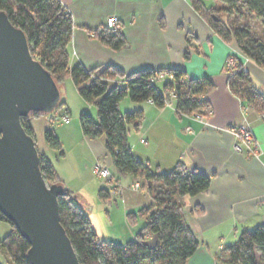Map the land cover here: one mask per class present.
Wrapping results in <instances>:
<instances>
[{
    "label": "trees",
    "instance_id": "1",
    "mask_svg": "<svg viewBox=\"0 0 264 264\" xmlns=\"http://www.w3.org/2000/svg\"><path fill=\"white\" fill-rule=\"evenodd\" d=\"M217 1L227 7L217 6ZM190 2L223 40L236 42L246 57L264 68V38L260 33L240 25L239 17H231L234 11L239 14L247 11L264 26V0ZM1 10L8 14L14 25L25 31L32 54L51 71L56 82L60 85L71 78L84 100L96 107L97 117L88 112L79 116L84 135L91 139L104 137L107 154L116 172L140 180L141 190H146L152 197L151 203L127 214L131 223L143 219L133 238L126 243L101 239L85 210L84 196L66 187L54 162L39 150L41 170L46 180L65 187L64 193L59 196L60 218L80 263L187 264L200 242L185 218V197L207 191L211 177L190 170L183 162H178L168 172H161L137 158L128 137L131 129H140L145 111L142 108L122 111L120 104L126 97L138 104L152 99L157 107L164 108L174 94L173 101L179 114L207 115L211 111L207 96L215 89V82L206 76L191 77L182 68H145L126 73L112 64L93 68H87L82 63L71 65L68 47L73 38L74 23L72 15L60 0H0ZM92 35L114 50H120L127 44L122 31L114 32L107 27L93 31ZM188 40L192 41L190 37ZM185 56H188L187 53ZM229 60H233V66L229 67L226 62L225 72L231 91L245 105L264 116V92L254 84L239 57L229 55ZM160 73H172L173 79L153 82L151 78ZM59 109H63V115L69 114L63 98L58 107L45 116H53ZM31 116L44 115L33 113ZM22 123L35 138L28 118H23ZM45 139L49 148L58 152V158L64 157L62 142L53 128L45 131ZM114 180L117 179L114 177ZM100 195L110 198L105 189L100 190ZM0 221L11 224L10 231L0 236V251L5 256V259L0 257V264H30L27 257L29 242L1 210ZM152 236L156 237L155 243L151 242ZM227 251L228 258L224 259L222 255L221 262L264 264V224L243 230L238 240L227 246ZM257 251L261 253V258H258Z\"/></svg>",
    "mask_w": 264,
    "mask_h": 264
},
{
    "label": "crops",
    "instance_id": "2",
    "mask_svg": "<svg viewBox=\"0 0 264 264\" xmlns=\"http://www.w3.org/2000/svg\"><path fill=\"white\" fill-rule=\"evenodd\" d=\"M60 1L74 23L68 47L71 65L82 63L93 68L112 64L126 73L145 68H182L191 77L206 76L215 82V89L207 96L211 102L207 115L179 114L174 101L164 108L150 101L136 104V108L145 111V118L138 131L131 129L136 133L128 139L134 155L154 169L168 172L183 162L190 170L211 177L207 191L185 197V218L200 242L187 264H230L221 262L219 257L228 258L227 246L235 243L243 230L264 224V116L231 91L225 64L229 55L239 57L254 84L263 92L264 68L246 57L236 42L223 40L190 0ZM111 16L121 21V31L127 41L120 50L106 46L92 35L93 31L106 27ZM45 118L47 128L51 119ZM28 120L36 133L35 122L39 117H28ZM239 125L252 130L258 143L257 155L235 148L231 129ZM58 137L61 141H70L72 137L88 140L94 160L104 153L105 140L104 144L99 141L95 146L96 141L83 134L80 123L61 126ZM50 150L51 156L45 155L54 162L66 187L79 192L65 178L62 161L66 152L58 158V152ZM117 180L125 186L120 202L126 213V221L118 229L122 240L117 242L126 243L143 224V219L131 223L128 212L139 211L152 202V197L146 190L131 189L136 179L130 175H119ZM100 187L109 192L108 187ZM151 242L155 243L156 237L152 236ZM0 257L5 259L1 251Z\"/></svg>",
    "mask_w": 264,
    "mask_h": 264
},
{
    "label": "water",
    "instance_id": "3",
    "mask_svg": "<svg viewBox=\"0 0 264 264\" xmlns=\"http://www.w3.org/2000/svg\"><path fill=\"white\" fill-rule=\"evenodd\" d=\"M25 31L0 11V210L29 242L30 264H81L60 218L61 183L44 177L36 140L22 119L49 115L62 100Z\"/></svg>",
    "mask_w": 264,
    "mask_h": 264
},
{
    "label": "rangeland",
    "instance_id": "4",
    "mask_svg": "<svg viewBox=\"0 0 264 264\" xmlns=\"http://www.w3.org/2000/svg\"><path fill=\"white\" fill-rule=\"evenodd\" d=\"M217 6L219 7H227L225 3L217 1ZM226 17V15H225ZM232 19L235 17L240 18V25L244 27L250 28L252 31H256L260 33V35L264 38V26L262 22L254 15L247 11L239 14L237 12L231 13ZM60 89L62 92L63 99L67 102V105L71 109L70 121L63 122L60 120L64 114L63 109H59L57 113L53 116H47L51 119L50 126L46 128L45 116H38L39 120L35 122L36 125V135L35 140L37 144L38 150L46 153L51 156V150L49 146H47L45 139V131L48 128H53L57 136L59 135L60 128L63 125H73L74 123H80L79 116L83 112H88L93 116L97 117V109L95 106L88 104L84 98L81 96L79 91L76 89V85L74 84L71 78L65 80L60 84ZM174 95L171 94V100L169 103L173 104ZM136 104L129 97H126L120 105V109L122 111L132 110L136 108ZM87 107L86 109L84 107ZM62 115V116H61ZM61 116V117H60ZM37 117V116H35ZM53 117L54 120L51 118ZM30 118H33L31 116ZM64 131L65 129L62 128ZM83 131V130H82ZM62 132V131H61ZM66 132V131H65ZM136 132L130 131V134H134ZM62 134V133H61ZM84 134V133H83ZM129 138V137H128ZM72 140L68 141V139H63L62 142V150L66 152V156L62 161V167L65 170V178L70 181L69 185L76 190H79L81 194L84 196L86 203L85 210L87 211L91 221L93 222V226L96 230L97 235L101 239H113L115 241H121L122 237L119 233L118 229L122 227L123 220L126 221V213L123 210L124 204L121 201L120 194L123 193L124 185L122 184V192L116 193L113 188V182L109 181L106 178H101L94 173V167L98 161L105 163L109 166L113 176L117 179L119 174L116 172L115 168L111 163V159L107 154V150L104 144V137L93 139L96 141L95 146L98 145L99 141H103V149L104 153L100 155V158H95L94 153L91 152V149L88 145V140L75 139V137L71 138ZM75 139V140H73ZM92 141V140H90ZM94 143V142H93ZM93 153V154H92ZM98 160V161H96ZM139 181L142 187V183ZM118 183V180H115ZM124 184L127 183L123 181ZM119 184V183H118ZM120 185V184H119ZM100 186L108 187L110 198H104L100 195ZM132 188V185H130ZM138 191V190H136ZM143 191V190H142ZM146 192V191H145ZM144 193V192H143ZM117 204H119L117 206ZM91 208H94L93 210ZM11 229V224L9 222L0 221V236H5ZM221 244L220 246H222ZM224 246V245H223ZM221 248V247H220ZM224 250V249H223ZM220 255L219 257H221ZM258 258H261V253L257 251Z\"/></svg>",
    "mask_w": 264,
    "mask_h": 264
},
{
    "label": "built area",
    "instance_id": "5",
    "mask_svg": "<svg viewBox=\"0 0 264 264\" xmlns=\"http://www.w3.org/2000/svg\"><path fill=\"white\" fill-rule=\"evenodd\" d=\"M106 27L108 29H110L111 31L117 32V31H121L122 24H121V21L119 20L118 17L111 16L106 21ZM227 65L229 67H232L233 66V60L227 61ZM171 79H173L172 73H160L156 77L151 78V80L153 82H160L163 80H171ZM149 101L153 102L152 99H150ZM167 104L170 105L172 103L167 102ZM61 120L63 122L68 123L70 121V115L69 114L63 115ZM231 130L235 135V139H236L235 148L238 151H244L246 149V150H248L249 153H252L253 155L258 154V143L255 140L253 132L250 128H248L245 125H239L237 127L232 128ZM143 141H144V139H143ZM94 173L101 178H106L109 181L114 182L112 190H114L116 193L122 192L121 185H119L117 182H115L109 166H107L105 163L98 161L94 167ZM140 186H141V184L139 181H135L132 185V187L135 190H139ZM220 247H221V249H224L223 245Z\"/></svg>",
    "mask_w": 264,
    "mask_h": 264
}]
</instances>
